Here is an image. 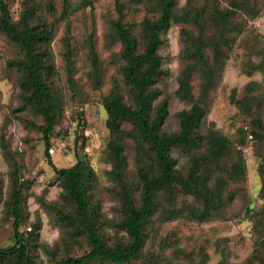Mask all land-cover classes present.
Listing matches in <instances>:
<instances>
[{
  "label": "rangeland",
  "instance_id": "obj_1",
  "mask_svg": "<svg viewBox=\"0 0 264 264\" xmlns=\"http://www.w3.org/2000/svg\"><path fill=\"white\" fill-rule=\"evenodd\" d=\"M5 1L11 21L19 20L23 4H35L31 24L52 26L50 40L38 44L37 51L43 55L39 70L53 127L44 136L45 118L31 91L22 86L24 49L0 29V248L15 243L18 219L33 264H55L90 249L82 224L74 218L66 180L53 168H69L77 161L93 171L88 193L90 203L97 204L98 235L110 247L124 245L128 235L122 227V187L131 188L139 205L136 167L152 160L140 130L127 119L119 121L124 164L112 158L103 101L117 94L125 105L136 107L114 22L119 19L129 29L137 53H142L146 39L141 23L158 18L159 0H121V15L114 0H88L87 5L68 0L69 7L64 0ZM200 32L206 59L194 64L186 55L193 49L188 37ZM160 37L157 54L163 72L150 88L158 91L153 105L161 99L168 103L160 132H178V113L190 107L176 94L183 70L191 71V94L205 110L196 130L204 137L202 144L170 151L176 172L186 176L192 160L199 159L212 170L209 186L219 179L223 194L218 212L200 221L189 209H203L202 201L179 186L172 187L171 200L164 190L157 191L142 247L129 264H264V0H175L170 25ZM215 59L218 70L206 92L205 64ZM217 136L227 139L230 150L215 161L214 141L209 143ZM16 259L0 264H17ZM86 264L113 263L98 259Z\"/></svg>",
  "mask_w": 264,
  "mask_h": 264
},
{
  "label": "trees",
  "instance_id": "obj_2",
  "mask_svg": "<svg viewBox=\"0 0 264 264\" xmlns=\"http://www.w3.org/2000/svg\"><path fill=\"white\" fill-rule=\"evenodd\" d=\"M84 5L89 3L84 0ZM65 7H69L68 0H64ZM117 12L122 14L121 0H114ZM49 5V4H48ZM175 0H159L160 14L156 20L144 18L141 27L145 35V45L142 53H137L135 39L131 36L129 29L120 20L114 22L118 37L122 41V56L126 60L125 79L133 88L136 98V107L125 105L117 94H111L103 101L107 112L106 126L111 133V146L114 149L112 158L119 165H123L124 158L119 156L122 152V131L119 129L120 120H130L140 130L142 140L148 145V162L140 161L136 167V176L140 183V204L136 205L130 195L131 188L124 184L121 191L122 212L124 219L122 227L128 235V242L124 245L110 247L98 235L97 228V204L90 203L88 187L93 178V171L82 161H77L69 168L53 167L56 173L66 180L68 195L75 204L74 218L79 221L88 237L90 249L78 257L66 256L55 264H86L88 261L101 260L113 264H129L143 244V230L148 220L156 210V192L164 190L167 200H171L172 187L179 186L184 192L191 194L195 199L202 201L203 209L190 208L194 211V218L206 220L217 213L222 201L223 189L217 179L214 187L209 186L212 170L202 164L199 159L192 160L186 176L178 175L175 169L176 161L170 155L174 147L191 148L200 146L204 141L203 135L196 130L201 125L205 115L204 106L201 101L194 98L190 89L191 71L183 70L179 76V85L176 94L183 100H187L190 107L180 111V128L178 132L161 133L160 126L168 115L167 99H161L158 104L153 105L158 91L150 89L162 71L159 67L160 57L157 54L158 47L162 44L160 33L166 30L174 14ZM19 20L11 21L9 8L5 0H0V29L11 39L18 42L24 49L25 59L22 62L26 73V80L22 85L24 89L30 90V96L37 108L42 112L46 124L43 129L44 136H48L53 127V119L49 107L44 104L46 85L40 74L42 53L37 51L38 44L46 43L51 38L52 26L46 23L31 24L34 18L35 4L31 7L22 5ZM53 11V4L49 5ZM226 17H222L225 19ZM189 46L193 47L188 52L187 59H193L195 63H203L206 55L203 52L204 38L202 32L198 35H190ZM208 60V59H207ZM209 63V62H208ZM219 59L208 65L205 72L204 89L208 92L212 85L214 73L218 70ZM209 89V90H208ZM250 132V131H249ZM255 134V132H253ZM246 134L241 136L240 145L245 143ZM221 140V141H220ZM214 141L215 161L227 156L230 147L224 137H213L209 145ZM224 148L221 150V148ZM47 151V150H46ZM48 154V153H47ZM242 166L245 172V165ZM239 170V165L237 166ZM236 169V166H235ZM209 170V171H208ZM240 172V171H239ZM93 203V202H92ZM18 220V219H17ZM15 220V243L7 248H0V260L15 257L17 264H33L29 258V247L27 241L18 231V223Z\"/></svg>",
  "mask_w": 264,
  "mask_h": 264
},
{
  "label": "built area",
  "instance_id": "obj_3",
  "mask_svg": "<svg viewBox=\"0 0 264 264\" xmlns=\"http://www.w3.org/2000/svg\"><path fill=\"white\" fill-rule=\"evenodd\" d=\"M244 128L246 129L247 127L244 126ZM248 138L251 139L252 138V135H248ZM48 152L53 153L54 152V149L53 148H49L48 149Z\"/></svg>",
  "mask_w": 264,
  "mask_h": 264
}]
</instances>
